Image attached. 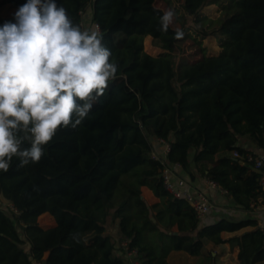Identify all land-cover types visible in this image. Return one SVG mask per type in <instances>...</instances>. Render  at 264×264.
Returning a JSON list of instances; mask_svg holds the SVG:
<instances>
[{"label": "trees", "instance_id": "trees-1", "mask_svg": "<svg viewBox=\"0 0 264 264\" xmlns=\"http://www.w3.org/2000/svg\"><path fill=\"white\" fill-rule=\"evenodd\" d=\"M232 1L234 10L225 4L214 24L201 25L200 10L214 0H179L184 36L177 40L173 26L161 31L156 0H56L73 24L80 11L99 24L118 72L81 125L58 130L38 163L19 167L14 157L0 170V264L43 256L45 264H127L122 239L139 264H162L170 250L196 256L205 240L238 246L241 264H264L257 219L199 221L191 205L164 189L161 164L151 157V139L162 138L185 177L207 176L226 190L224 203L216 201L221 207L253 211L251 202L263 203L258 173L230 153L250 151L242 139L264 150V0ZM26 2L0 0V7L18 10ZM186 15L195 28L184 27ZM6 22H15L14 14L0 15V26ZM147 35L161 49L156 55L143 49ZM209 36L218 43L214 53L199 39ZM186 40L198 57L182 56ZM142 186L158 201L148 204ZM43 213L53 225H40ZM108 223L118 241L105 233ZM244 227L251 229L221 235Z\"/></svg>", "mask_w": 264, "mask_h": 264}, {"label": "clouds", "instance_id": "clouds-1", "mask_svg": "<svg viewBox=\"0 0 264 264\" xmlns=\"http://www.w3.org/2000/svg\"><path fill=\"white\" fill-rule=\"evenodd\" d=\"M176 13L159 19L167 32ZM0 26V170L38 163L61 128L81 125L116 79L98 30H82L56 0H27ZM184 36L175 31V39ZM27 143L29 147H23Z\"/></svg>", "mask_w": 264, "mask_h": 264}, {"label": "built area", "instance_id": "built-area-1", "mask_svg": "<svg viewBox=\"0 0 264 264\" xmlns=\"http://www.w3.org/2000/svg\"><path fill=\"white\" fill-rule=\"evenodd\" d=\"M79 25L83 30L93 31L98 30L100 32V26L97 22L87 18L85 11H80ZM152 151L151 157L159 161L161 164L160 177L162 179L164 189L177 199H183L186 201L196 213L199 221H202L206 215L212 211L220 209L221 206L216 202L220 201L226 190L215 180L210 179L207 176H202L201 181L189 180L182 172L181 165L178 162H170L167 158V154L170 150V144L168 141L162 138H152ZM250 149L245 153H240L237 150H233L230 155L241 165L250 167L253 171L258 173V184L264 191V154L260 152L261 148ZM216 199V200H215ZM259 198L256 202H251L250 207L254 212H264V201ZM9 210L17 213V209L9 203ZM260 226V225H259ZM264 232V228L260 226ZM119 247L124 249V256L126 257L127 264H139L140 260L136 257V250L129 249L127 239L119 241ZM42 260L33 261L34 264H45Z\"/></svg>", "mask_w": 264, "mask_h": 264}, {"label": "rangeland", "instance_id": "rangeland-1", "mask_svg": "<svg viewBox=\"0 0 264 264\" xmlns=\"http://www.w3.org/2000/svg\"><path fill=\"white\" fill-rule=\"evenodd\" d=\"M156 6L161 8L164 12L168 9H177L176 11V16L174 19V22L171 26H173L176 29H180L182 27V22L181 20L177 17L178 15H182V10L180 8V2L179 0H156ZM231 5L232 10L235 9V3L231 0H214V3H211L207 6H205L203 9L200 10L201 14H204L206 17L203 18V20L200 22L201 25H210L214 24L216 21V18L222 14L224 11V5ZM18 10L8 4H4L0 7V15L3 17L15 14ZM184 27H189V28H195L196 25L192 21V17L190 15L185 16V22H184ZM192 31V30H191ZM201 43L206 47L208 53H214L218 50V43L214 40L213 37L209 36L206 38H199ZM192 42L190 40H186L183 43H181V51L183 52V57L188 58V59H194L198 57V54H196L198 47L196 46H190ZM143 49L150 55H156L161 51V49L156 45V43L152 40V37L149 36L148 38L143 39ZM180 59V58H179ZM225 208V207H221ZM227 209V208H226ZM230 209V208H228ZM232 209V208H231ZM230 209V210H231ZM49 215V214H48ZM50 216V215H49ZM210 216L214 218L217 217L215 213L210 214ZM134 218L137 220L143 219L144 216L142 215H134ZM48 221V216L46 214H42L39 217V223L41 226L44 225ZM156 221L160 224L163 225V218L162 216L157 217ZM206 221V218L205 220ZM214 222V221H213ZM105 233L109 234H114L115 235V241H118L119 234L117 232V228L114 224L108 223L105 228ZM209 241L205 240V243H208ZM195 258L184 253L183 251H169L164 258V261L162 264H195Z\"/></svg>", "mask_w": 264, "mask_h": 264}, {"label": "crops", "instance_id": "crops-1", "mask_svg": "<svg viewBox=\"0 0 264 264\" xmlns=\"http://www.w3.org/2000/svg\"><path fill=\"white\" fill-rule=\"evenodd\" d=\"M149 35H147L145 38H148ZM241 142L244 144L245 147L248 149H255L253 145H251L249 142H247L245 139H242ZM261 153L264 154V150H260ZM202 176L197 175L194 180H199L201 181ZM141 193L142 196L146 199L148 204H152L158 201V199L153 195L150 189H148L146 186L141 187ZM227 199V198H226ZM230 201V198L228 197L227 199ZM225 199H221L219 202L224 203ZM218 210H223V211H216L212 210L206 215V221L205 218L201 221L203 223H211L213 221H216L220 218H227L231 220H238L242 218H247V217H252L257 219L258 224L264 228V212H254V211H243L239 209H226V208H220ZM215 213L217 215L216 218L210 216V214ZM48 216V221L44 223V226H50L54 224V220L51 216L48 215V213H43ZM140 215V214H138ZM164 220V216H162ZM164 223V222H163ZM251 229V227H244L241 228L237 231L233 232H222L221 235L223 238H228L234 235H239L242 232ZM174 230V228H172ZM106 232V231H105ZM114 238L115 235L111 234ZM171 251H176V250H171ZM237 254H238V246L236 245H231L228 242H223L220 244H213L212 242L205 243L204 241V247L203 250L200 252V254L196 256H192L195 258V264H241L239 260L237 259ZM263 264V263H259Z\"/></svg>", "mask_w": 264, "mask_h": 264}, {"label": "water", "instance_id": "water-1", "mask_svg": "<svg viewBox=\"0 0 264 264\" xmlns=\"http://www.w3.org/2000/svg\"><path fill=\"white\" fill-rule=\"evenodd\" d=\"M150 218L152 219V220H154V218L150 215Z\"/></svg>", "mask_w": 264, "mask_h": 264}, {"label": "bare ground", "instance_id": "bare-ground-1", "mask_svg": "<svg viewBox=\"0 0 264 264\" xmlns=\"http://www.w3.org/2000/svg\"><path fill=\"white\" fill-rule=\"evenodd\" d=\"M216 211H223V210H218V209H217Z\"/></svg>", "mask_w": 264, "mask_h": 264}]
</instances>
